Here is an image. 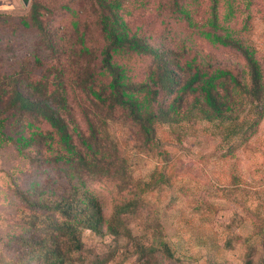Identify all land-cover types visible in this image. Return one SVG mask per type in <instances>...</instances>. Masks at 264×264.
I'll list each match as a JSON object with an SVG mask.
<instances>
[{"label": "rangeland", "instance_id": "rangeland-1", "mask_svg": "<svg viewBox=\"0 0 264 264\" xmlns=\"http://www.w3.org/2000/svg\"><path fill=\"white\" fill-rule=\"evenodd\" d=\"M85 1L31 0L25 6L22 0H0V58L6 65H17L25 57L31 63L35 57L45 59L55 83L68 91L72 121L88 131L89 123L99 118L80 84L90 76L105 83L111 77L102 65L103 11L98 7L93 11ZM120 1L124 4L119 14L130 34L160 50L236 62L239 51L214 45L202 34L230 33L264 58V0ZM33 3L45 6L44 24L54 49L39 40L36 30L23 25ZM214 5L217 29L210 23ZM82 36L89 54H82ZM125 58L116 60L136 79L145 80L151 59ZM123 117L102 126L108 146L127 166L126 185L138 194V213L124 218L133 237L84 230V250L74 255L73 264H146L149 257L144 261L137 254L139 244L158 250L152 264H264V119L249 139H240L229 152L219 129L202 121L161 126L156 143L146 148ZM32 156L20 155L10 145L0 148V264H14L19 247L24 250L19 236H29L30 213L18 190L32 188L36 197L35 191L42 188L57 194L66 189L53 164L33 163ZM112 179L93 176L86 181L99 196L106 218L120 198ZM163 243L170 246L173 258L161 252Z\"/></svg>", "mask_w": 264, "mask_h": 264}, {"label": "trees", "instance_id": "trees-1", "mask_svg": "<svg viewBox=\"0 0 264 264\" xmlns=\"http://www.w3.org/2000/svg\"><path fill=\"white\" fill-rule=\"evenodd\" d=\"M96 2L88 0L85 4H91L95 12L97 7L103 11L106 41L102 65L111 79L105 83L90 76L80 84L99 118L89 123L88 131L72 121L68 91L55 83L53 68L45 59L35 57L31 63L25 57L17 65H6L7 61L0 58V148L10 145L20 155L32 154L33 163L53 164L66 184L61 194L42 188L34 197L32 188L18 190L30 213L26 218L29 236H19L24 250L19 247L14 264H73L74 255L84 250V230L133 237L124 218L138 213V194L126 185L125 162L107 144L109 137L102 126L106 121L124 116L146 148L156 143L161 126L207 122L219 129L222 141L233 152L238 141L249 139L264 119V58L241 39L230 33L202 32L212 44L239 51L236 62L160 50L143 37L130 34L119 14L122 1ZM44 9L43 4L33 3L23 25L36 30L39 40L54 49L44 24ZM212 11L210 23L217 29L215 5ZM85 41L82 36V54H89ZM135 56L151 59L145 80L136 79L116 60ZM93 176L114 178L113 184L120 190L109 218L99 196L87 185V178ZM162 246L161 252L173 258L170 246ZM157 251L154 245L139 244L137 254L144 261L149 257L146 264H152Z\"/></svg>", "mask_w": 264, "mask_h": 264}, {"label": "water", "instance_id": "water-1", "mask_svg": "<svg viewBox=\"0 0 264 264\" xmlns=\"http://www.w3.org/2000/svg\"><path fill=\"white\" fill-rule=\"evenodd\" d=\"M30 1H31V0H22L23 4H24L25 6H29V5H30Z\"/></svg>", "mask_w": 264, "mask_h": 264}, {"label": "built area", "instance_id": "built-area-1", "mask_svg": "<svg viewBox=\"0 0 264 264\" xmlns=\"http://www.w3.org/2000/svg\"><path fill=\"white\" fill-rule=\"evenodd\" d=\"M4 5H6L7 7H13V4L10 2H5Z\"/></svg>", "mask_w": 264, "mask_h": 264}]
</instances>
